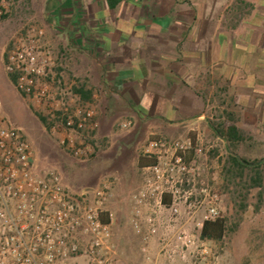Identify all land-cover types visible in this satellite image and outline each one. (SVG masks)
I'll return each mask as SVG.
<instances>
[{
	"label": "crops",
	"instance_id": "1",
	"mask_svg": "<svg viewBox=\"0 0 264 264\" xmlns=\"http://www.w3.org/2000/svg\"><path fill=\"white\" fill-rule=\"evenodd\" d=\"M110 2L44 0L49 20L63 24L59 52L74 55L72 70L101 103L99 123L121 111L173 133L181 118H203L195 114L201 101H224L221 117L264 149V0ZM172 222L141 223L137 253H123L122 263L171 262L149 247L167 237L172 249L176 233L189 231V222ZM178 251L173 260L185 263Z\"/></svg>",
	"mask_w": 264,
	"mask_h": 264
},
{
	"label": "built area",
	"instance_id": "2",
	"mask_svg": "<svg viewBox=\"0 0 264 264\" xmlns=\"http://www.w3.org/2000/svg\"><path fill=\"white\" fill-rule=\"evenodd\" d=\"M43 37L42 28L28 24L16 31L4 53V71L16 74L15 90L31 103L37 115L45 118L48 129L64 133L59 144L74 156L87 158L93 151L90 141L98 126L94 108L73 91L75 82L64 78L67 56L54 54ZM130 124L129 120L123 121L119 127L127 129ZM214 148L212 143L204 144L199 133L147 141L142 154L155 162L141 168L143 185L129 198L130 223L137 233L143 206L164 207L177 216L182 204L189 218L201 211L196 223L199 229L204 221L223 216L215 171L204 167L207 175L202 177L204 169L196 165L200 156ZM109 185L110 182L102 183V191L98 192L102 198ZM165 196L169 198L168 206L163 203ZM83 201L85 206L80 207L76 198L64 193L56 174L33 172V152L26 135L0 115V264H70L79 251L73 232L81 226L80 209L88 223L82 227L92 236L82 250L85 261L76 264H118L106 251L102 252L105 243L97 233L105 230L106 224L100 221L99 211ZM152 219L145 218L150 227ZM197 241H201L200 236L195 238L183 229L176 233L177 244L172 249L171 239L162 237L159 252H168L167 256L172 257L179 250L183 260L184 252Z\"/></svg>",
	"mask_w": 264,
	"mask_h": 264
},
{
	"label": "rangeland",
	"instance_id": "3",
	"mask_svg": "<svg viewBox=\"0 0 264 264\" xmlns=\"http://www.w3.org/2000/svg\"><path fill=\"white\" fill-rule=\"evenodd\" d=\"M0 8H2L0 15V115L6 121L20 128L26 135L33 152V172L35 174L44 175L48 172L56 174L64 193L76 198L80 207L85 206L83 201L85 199L87 205L97 208L100 217L101 212L107 213L109 223L105 225V230L97 233V236L102 238L105 243L106 248L102 252L106 251L109 256L117 260L118 264H124L121 255L127 254V252L130 255L137 253L135 245L138 237L133 235L135 230L130 223L132 204L129 198L143 185V176L141 168L137 166V159L147 141L153 138L175 139L199 133L204 144L215 145L214 150L205 156H200V161L196 165L204 169L201 170L202 177L207 175L204 167H210L209 169L215 171V188L223 198L222 215L232 219L233 204L229 200L228 193L224 192L222 187V166L229 147L224 139L212 133L213 130L210 126L211 122H229L226 115L221 117L225 110L224 106L226 107L224 101H201L198 103L199 106L195 114L204 115L203 118H181V123L173 133H164L158 130L157 126H152L149 123L135 124L130 116L121 111L116 112L110 118H103V121L99 123L100 118L97 113L101 103L91 99L87 103L93 106L98 125L92 133L90 141L93 151L87 158H78L59 144V139L64 136V133L51 132L48 126L40 121L31 103L17 93L9 75L4 71L3 64L4 53L10 40L16 31L25 24H28V27L42 28L44 41L52 48L54 54L60 53L58 45L61 44L57 38L60 34L56 30H59V26L61 27L63 24L58 22L54 24L49 20L47 10L51 8L48 9L44 0H2ZM73 59L74 55L71 60L66 61L64 78L76 83L81 80H78V76L72 70ZM215 88L216 86L211 87L210 91H214ZM228 105L230 107L231 103ZM210 115H212L211 118H209ZM128 120L131 122L130 126L127 129H121L119 124ZM241 133L246 139L235 146L236 152L248 159L261 158L264 155V149L260 148L263 143L253 140L256 135ZM70 136L78 140L74 133H71ZM105 181L110 182V185L102 198L98 192L102 191V183ZM254 194L255 190H252L249 201L255 202ZM150 206L152 208L150 213H143L144 206L141 207L139 223H146V217H152L153 224L159 222L160 219L166 223L189 222L191 224L189 231L195 238H198L200 229L196 223L201 219V211H197L192 218H189L187 210L182 204L180 205L181 212L177 216H173L170 210L164 207ZM153 210L154 212H152ZM78 217L81 226L75 229L73 237L79 245V251L77 257L70 264L85 261L81 255L83 254L82 250L92 236L82 227L84 224H88L82 209L79 210ZM254 230L264 233V198L257 213H252L251 205L248 206L235 232L224 236L220 241L205 239L197 241L194 246L184 252L185 263L174 261V256L171 253L172 257L166 256L171 260L168 264H264V243L255 251L251 252L250 249L255 234ZM123 239H131L132 245L127 246L122 243ZM157 248H160V239L157 246L150 245L149 251H156ZM202 249H205V252H201ZM166 254L168 255V252ZM144 264L146 263L144 262Z\"/></svg>",
	"mask_w": 264,
	"mask_h": 264
},
{
	"label": "trees",
	"instance_id": "4",
	"mask_svg": "<svg viewBox=\"0 0 264 264\" xmlns=\"http://www.w3.org/2000/svg\"><path fill=\"white\" fill-rule=\"evenodd\" d=\"M109 3V7L113 8L115 3ZM9 78L12 83L16 80V74H10ZM73 91L79 95L83 102L91 101L92 93L87 85L82 81H77L73 86ZM42 123L46 124L43 116L38 115ZM213 134L221 137L226 141L229 151L226 155L222 166L223 190L228 193L230 202L233 204V217L229 219L226 216L215 218L214 220L204 221L200 229L199 236L201 239L220 241L224 236L236 231L240 225L243 214L251 205L252 213H257L263 202L264 196V159L254 158L248 159L239 155L235 146L246 138L244 135L231 123L220 121L217 123L211 122ZM155 159L140 154L137 159L138 168L151 165ZM255 190V202L249 201L250 193ZM164 205L168 206L169 198L165 196L163 199ZM100 221L103 224L109 223V218L106 212H101ZM252 238L251 252L259 249L264 243V233L254 230Z\"/></svg>",
	"mask_w": 264,
	"mask_h": 264
},
{
	"label": "water",
	"instance_id": "5",
	"mask_svg": "<svg viewBox=\"0 0 264 264\" xmlns=\"http://www.w3.org/2000/svg\"><path fill=\"white\" fill-rule=\"evenodd\" d=\"M262 159H264V157Z\"/></svg>",
	"mask_w": 264,
	"mask_h": 264
}]
</instances>
